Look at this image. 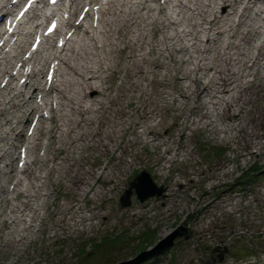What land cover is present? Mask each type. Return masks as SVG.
Listing matches in <instances>:
<instances>
[{
    "label": "rangeland",
    "instance_id": "374dc122",
    "mask_svg": "<svg viewBox=\"0 0 264 264\" xmlns=\"http://www.w3.org/2000/svg\"><path fill=\"white\" fill-rule=\"evenodd\" d=\"M107 1L76 0L66 30L73 31L84 4L99 6L101 10L102 4L107 6ZM164 1L148 3L158 6ZM9 2L2 0L0 5ZM68 4L69 0H63L60 7ZM38 7L22 27L20 56L11 59L16 48L9 51L7 43L0 44V55L10 60L0 63L1 92L6 90L4 79L16 71L15 65L29 48L35 25L43 21L38 17L42 4ZM154 14L151 15L158 16ZM98 17V21L93 15L85 19L77 34L74 35L76 29L68 34L67 44L57 46L56 41H50L37 52L34 69L42 72L37 69L36 77L30 78L29 83L18 80L19 75L13 81L12 86L24 89L27 98L34 90L31 84L35 82L38 88L31 106L12 108L1 117L3 131L8 128L4 125L5 118L17 127L0 142L7 151L0 160V185L8 188L4 193L0 187V225L4 219L8 221L1 232L7 242L0 239V264H117L134 258L143 250L153 249L180 225L190 228L193 235L188 239L175 238L171 247L144 264H264V173L246 185L240 180L249 168L264 166V135L250 138L242 131L245 127L264 134V117L258 123L255 120L264 105V81L260 85L256 80L246 90L249 103L241 113L243 121L225 114L221 115L224 121L220 119L217 113L221 108L211 107L209 97L205 101L210 115L202 117L201 98L194 93L183 103L179 96L180 86L165 47H161L160 55L158 47L154 53L163 66L153 67L156 73L142 80L146 92L143 95L131 84L139 76H135L132 63L125 59L130 53V49H126L114 54L113 67L116 66L117 71L103 73L108 74L106 81L93 83V86L104 83L105 93L97 95L96 90L86 89L89 95L95 96L96 103L91 105L92 111L80 119L79 114L67 106L59 107L60 93L55 85L46 86L45 74L54 56L60 54L78 68L84 65L88 59L85 53L94 52L95 42L102 38L99 30L103 17L100 13ZM263 39L253 37L241 44L247 53L254 52L253 46ZM72 48H77L80 55ZM98 53L95 59H105L104 53ZM177 57L180 65L181 58ZM90 58L93 60L92 56ZM97 69V76H102L103 68L98 65ZM60 72L65 75L67 70L64 66L59 69L58 88L64 89L68 96H75L81 89L79 78L73 73L61 77ZM183 84L190 85V82ZM124 86H127L125 90ZM173 96L178 99L175 103ZM111 98L117 101L111 102ZM0 99L4 100L2 94ZM44 101L48 105L28 115L33 106L42 105ZM100 102H105L107 108ZM145 111L151 113L146 119ZM38 116L41 123L37 124L34 135H30L31 121ZM75 120L79 122L72 123ZM22 126L27 140L18 138V129ZM146 126H155L163 136L156 144L148 142L146 134L141 133ZM102 142L108 143L107 148L102 147ZM167 144L172 149L164 158L161 154ZM29 146H33L28 159L30 165L20 166V150ZM10 152L12 156L8 155ZM11 160L13 167L9 165ZM143 170L150 173L157 186H164L165 191L159 197L151 196L142 202L134 193L131 204L121 207L120 198L129 182ZM73 173L80 178V183L73 180ZM18 180H22V185L15 186ZM18 189H28L32 194V208L40 209L37 213L29 209L35 226L25 233L29 234L26 241L14 246L9 242L15 228L10 227V223L14 216L11 209L20 204L19 199H15ZM80 189L84 191H78ZM95 189L99 190V195H94ZM5 194L11 199L9 203L4 201ZM91 213L96 217L86 220L84 217H92Z\"/></svg>",
    "mask_w": 264,
    "mask_h": 264
},
{
    "label": "bare ground",
    "instance_id": "6f19581e",
    "mask_svg": "<svg viewBox=\"0 0 264 264\" xmlns=\"http://www.w3.org/2000/svg\"><path fill=\"white\" fill-rule=\"evenodd\" d=\"M70 1L69 13L71 14L74 12V9L71 8L72 4L76 0ZM149 1L151 0H108L105 7L101 3L100 15H102L103 20L100 22L101 28L99 31L102 38L101 41L95 42L94 52L85 53V57L88 59L81 68L76 67L68 57L61 54L54 56L52 62L58 60L56 62L57 75L59 69L64 66L67 74L73 73L79 78L78 86L81 88L76 92L75 96L71 97L64 93V89L58 88L57 83H55V86H53L60 93L59 107L67 106L70 111L78 113L80 119L92 111L91 105L96 103L95 96L89 95L86 89L96 90L97 95L104 94L105 92L103 91L107 89L103 88L104 83L94 86L93 83L96 81L99 83L102 80L106 81L108 74L103 73L117 71L116 66L115 68L113 67L114 54L123 53L126 49H130V53L125 56V59L132 63L135 76H139L138 80H132L131 84L137 93L146 94L141 82L150 73H156L152 70L153 67L162 68L163 63L158 57L154 56V53L158 47L160 55L161 47H165L173 65L174 78L180 86L177 92L183 99V103L190 100V96L195 93L197 98H201L200 101L202 100L201 106L204 108L202 117H208L210 112L205 98L209 97L211 98V107L216 108L219 106L221 108L217 113L220 119L224 121L221 115L225 114L228 117L243 121L241 113L249 103L245 95L246 90L254 85L256 80L259 81L260 85L261 81H264V39L253 46L254 52L249 53H247L245 47H242L241 42L247 43L249 38L253 37L258 39L264 37V0H165L162 5L158 6L151 5L148 3ZM13 8L14 5L9 8L8 4H2L0 10L10 14V9L13 10ZM154 13L158 16L153 17ZM39 25L37 24L35 28H38ZM243 26L246 28L241 29ZM76 27L78 29H76L74 35L79 31L80 25L77 24ZM84 32L87 33L88 31L85 29ZM95 39L92 38V40ZM21 42L22 40L15 47V52L11 53V59L20 56L19 53L23 43ZM120 44H123L122 48H120ZM75 50L80 55L77 48H72L73 52ZM99 51L106 55L105 59H95L99 55ZM90 56L93 57V60ZM177 56L181 58L180 65L177 64ZM5 60L10 62L8 58ZM22 60L23 58L21 57L19 61ZM0 63H3V61H0ZM98 65L103 68L102 76H97ZM7 66L6 64L5 69ZM37 69H34L32 73H25L23 68L17 72L12 71L6 84L7 86L5 85L6 90L3 92L0 90V94L4 97V100L0 99V142L7 139L9 134L14 132L17 127V125H12L10 119L5 118L6 123L4 125H7L8 128L7 131H3L1 117L6 116L12 108H25L26 104L31 106L33 103L32 96L38 88L35 82L31 84L34 90L27 98L24 89H18V85L12 86L16 75L19 74L18 80L26 78L29 83L30 78L36 77ZM1 70L2 68L0 67ZM38 72H42L41 69ZM59 75L61 77L65 76L62 72ZM36 80L40 81L39 78ZM65 81L67 83L70 82L68 79ZM184 81L190 82V85H184ZM126 87L124 86L123 89L125 90ZM170 95H173V93H170ZM110 101L114 102L117 99L111 98ZM176 101L178 99L173 96V102L175 103ZM100 104L103 105L102 107L107 108L105 102H100ZM43 105H48V102L44 101L42 105L33 106L28 115L41 109ZM54 109L56 110V108ZM54 109L52 108L51 110ZM145 113L144 119L151 114L148 111H145ZM16 117L19 118V115H16ZM262 117H264V105L255 115L256 123ZM40 121L41 119L39 118ZM78 122L79 120L72 121L75 124ZM211 123H205V125L208 126ZM23 131V126L18 129V138L27 140ZM242 131L244 135L250 138L254 137L257 139L264 135L257 134L255 130L249 131L245 127H243ZM141 133L143 135L146 134L148 142L153 144H156L163 137L155 126H146ZM108 140L111 141V136H108ZM102 143V147L107 148L108 143ZM13 146L15 148V145ZM166 146L164 153L161 154V157L164 158H166V153H169L172 149L170 144ZM27 150L30 156L33 149L29 146ZM6 152L0 145V160ZM8 155L12 156V153L10 152ZM12 162L13 160H11L9 165L13 167ZM94 174L95 172L92 173V175ZM74 179L76 183L80 180L77 175H74ZM19 185H22V180H18L15 186ZM0 187L4 190V193H7L8 188L6 185L2 184ZM27 191L29 190H16L15 199H19L20 204H15V207L11 209V214H14V216L11 217L10 227L15 228L10 233L13 237L9 239V242H12L14 246L26 241L29 234L25 233H29L35 226L33 215L29 214V209L33 213H37L40 209L32 208L33 206L30 204L32 194ZM78 191L82 192L84 190L80 189ZM94 192V195H99L100 193L98 189H95ZM10 200L5 194V203H9ZM91 214L92 217L84 218L91 220L96 217L95 213ZM7 226L8 221L4 219L2 225H0V239L3 242L7 241L1 235V232Z\"/></svg>",
    "mask_w": 264,
    "mask_h": 264
},
{
    "label": "water",
    "instance_id": "95a60500",
    "mask_svg": "<svg viewBox=\"0 0 264 264\" xmlns=\"http://www.w3.org/2000/svg\"><path fill=\"white\" fill-rule=\"evenodd\" d=\"M165 191L164 186H157L153 181L149 172L143 170L133 177L129 182L128 189L125 190L120 198L121 206H129L131 204V196L135 193L140 201L146 200L148 197H159ZM193 232L190 228L182 225L176 227L166 238L161 240L153 249L143 250L139 252L134 258L123 260L117 264H142L155 255L160 254L166 248L174 244L175 238L183 236L185 239L190 238Z\"/></svg>",
    "mask_w": 264,
    "mask_h": 264
},
{
    "label": "trees",
    "instance_id": "16d2710c",
    "mask_svg": "<svg viewBox=\"0 0 264 264\" xmlns=\"http://www.w3.org/2000/svg\"><path fill=\"white\" fill-rule=\"evenodd\" d=\"M264 173V166H260L257 168H249L247 171L244 172L242 177L240 178L241 182L244 183V185L249 184L258 174ZM143 247L147 248V245H144Z\"/></svg>",
    "mask_w": 264,
    "mask_h": 264
},
{
    "label": "snow or ice",
    "instance_id": "6c2138e0",
    "mask_svg": "<svg viewBox=\"0 0 264 264\" xmlns=\"http://www.w3.org/2000/svg\"><path fill=\"white\" fill-rule=\"evenodd\" d=\"M21 15H23V13H21Z\"/></svg>",
    "mask_w": 264,
    "mask_h": 264
}]
</instances>
